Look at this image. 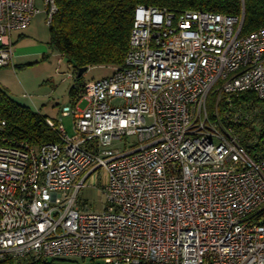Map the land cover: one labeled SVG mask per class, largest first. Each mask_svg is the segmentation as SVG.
<instances>
[{
  "label": "built area",
  "instance_id": "built-area-1",
  "mask_svg": "<svg viewBox=\"0 0 264 264\" xmlns=\"http://www.w3.org/2000/svg\"><path fill=\"white\" fill-rule=\"evenodd\" d=\"M36 1L0 0V68L14 66L12 35ZM243 25L244 15L139 5L126 65L46 119L59 141L8 136L0 116V260L264 264V156L219 110L232 93L264 99V27L242 36ZM98 171L107 204L96 212L81 193Z\"/></svg>",
  "mask_w": 264,
  "mask_h": 264
},
{
  "label": "trees",
  "instance_id": "trees-1",
  "mask_svg": "<svg viewBox=\"0 0 264 264\" xmlns=\"http://www.w3.org/2000/svg\"><path fill=\"white\" fill-rule=\"evenodd\" d=\"M56 12L50 26L51 49L60 51L77 72L81 87L71 90L72 102L82 96L85 83L79 69L92 66L124 67L137 6L166 8L181 13L201 10L244 15L241 32L246 36L264 27V0H54ZM49 8V6H48ZM48 54L44 59L48 58ZM221 118L234 128L255 159L264 156V99L254 91L225 95L220 102ZM0 116L6 120L5 134L33 145L59 141L47 123L48 116L21 104L0 84ZM64 258L28 256L7 258L0 264H59ZM94 260V259H92ZM93 264H101L93 262Z\"/></svg>",
  "mask_w": 264,
  "mask_h": 264
},
{
  "label": "rangeland",
  "instance_id": "rangeland-1",
  "mask_svg": "<svg viewBox=\"0 0 264 264\" xmlns=\"http://www.w3.org/2000/svg\"><path fill=\"white\" fill-rule=\"evenodd\" d=\"M36 3L41 13L33 18L25 36L16 42L14 66L0 68V84L21 104L45 114L56 115L64 106L72 104L71 90L81 87V84L74 67L60 51L51 49L48 44L50 26L47 22L46 1L37 0ZM45 54L49 55L46 59L43 58ZM113 72L112 66H92L84 73L82 81L86 84L91 80L109 77ZM64 123L69 133L74 134L71 118H64ZM136 140V136L129 137V142ZM115 147L125 149L126 144L124 141L119 142ZM104 182L101 171H98L82 190L81 201L88 203L91 211H102L107 204V196L101 191ZM94 261L104 264L102 260L83 258L58 260L59 264H93Z\"/></svg>",
  "mask_w": 264,
  "mask_h": 264
},
{
  "label": "crops",
  "instance_id": "crops-1",
  "mask_svg": "<svg viewBox=\"0 0 264 264\" xmlns=\"http://www.w3.org/2000/svg\"><path fill=\"white\" fill-rule=\"evenodd\" d=\"M39 12H38V14H40L41 13V9L39 8ZM47 13V12H46ZM45 13V14H46ZM36 16V15H35ZM33 22V21H32ZM31 25H32V23H31ZM31 25L29 26V28L31 27ZM28 28V29H29ZM27 29V30H28ZM25 31L26 30H24V31H15L14 33H13V35H12V39H13V42H14V44L16 45V42L17 41H19V39H21L22 37H24L25 36ZM15 33H18L17 35H15ZM38 53H41V52H38ZM45 55H47V54H45ZM44 55V56H45ZM44 56H43V58H44ZM73 103V102H72ZM61 112H62V110L60 109L59 110V113L58 114H56V115H51V114H45V113H43V112H41L42 114H44V115H46V116H48V117H50V118H53V119H58L60 116H61ZM67 118H70V117H67ZM71 121H72V124H73V119L71 118Z\"/></svg>",
  "mask_w": 264,
  "mask_h": 264
},
{
  "label": "water",
  "instance_id": "water-1",
  "mask_svg": "<svg viewBox=\"0 0 264 264\" xmlns=\"http://www.w3.org/2000/svg\"><path fill=\"white\" fill-rule=\"evenodd\" d=\"M88 69H89V67H83V68L79 69L78 76H80V77L83 76L84 73H85L86 71H88Z\"/></svg>",
  "mask_w": 264,
  "mask_h": 264
}]
</instances>
